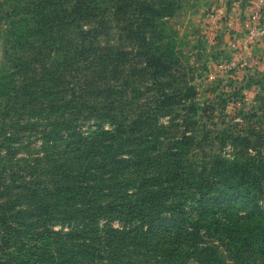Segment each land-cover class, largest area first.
Instances as JSON below:
<instances>
[{
	"label": "trees",
	"instance_id": "trees-1",
	"mask_svg": "<svg viewBox=\"0 0 264 264\" xmlns=\"http://www.w3.org/2000/svg\"><path fill=\"white\" fill-rule=\"evenodd\" d=\"M180 3L26 0L2 13L0 264H264V126L186 128L197 90L164 35Z\"/></svg>",
	"mask_w": 264,
	"mask_h": 264
},
{
	"label": "rangeland",
	"instance_id": "rangeland-1",
	"mask_svg": "<svg viewBox=\"0 0 264 264\" xmlns=\"http://www.w3.org/2000/svg\"><path fill=\"white\" fill-rule=\"evenodd\" d=\"M25 1L0 0V17L4 11L10 12L19 2L22 4ZM218 1L180 0V10L173 17L164 20L166 22L164 35L168 42H175L176 54L181 63L178 74H186L188 80L191 81V85L195 86L197 90L196 100L198 106H200V112L193 119L197 125L195 127L186 126V128L193 134L201 136L202 129L207 127L208 131L212 133L210 138L216 136L214 130L223 133L229 125L233 127L236 123H239L245 130L264 126L263 70L262 73H254L255 70L250 73L248 68L251 66H239L236 70L219 72L218 66L233 57L231 51H220L217 34L214 40L211 39L215 33V30L211 27L216 25L210 22L213 20L212 10H214ZM8 31V22L5 19L0 21V71L8 68V60L4 55ZM237 60L241 62L242 59ZM257 82H260V84H257ZM236 100L238 101L236 102ZM234 102H236L235 106ZM178 113L181 118L185 115L184 110L176 109L175 115ZM249 113L255 114V116L248 118L249 123H247L243 116H250ZM174 118V115H170L162 118L160 122L169 125ZM180 120L179 118L175 119L176 122ZM43 128L44 125L39 126V129L32 135L33 137L26 138V140L32 142L31 150L39 151L43 140V135L40 133ZM238 128L241 130L240 127ZM183 132L184 127L182 126L178 131L175 130L174 134L182 136ZM83 133L88 135V126L83 127ZM251 138L255 141L253 136ZM198 139L201 140L203 137ZM24 152L26 153V151ZM24 152H21L19 156H23ZM222 154L227 158H232L233 149L226 147ZM105 222L103 221V223ZM112 225L121 228V224L118 222H114ZM186 264L198 263L192 260Z\"/></svg>",
	"mask_w": 264,
	"mask_h": 264
},
{
	"label": "crops",
	"instance_id": "crops-1",
	"mask_svg": "<svg viewBox=\"0 0 264 264\" xmlns=\"http://www.w3.org/2000/svg\"><path fill=\"white\" fill-rule=\"evenodd\" d=\"M235 5L236 0L234 2L233 0H219L214 10H212L213 20L210 21L213 25L216 24L211 29L215 30V36L218 35V48L220 51H231L233 58L239 56L242 52L244 36L251 15L249 0L243 2L239 12L234 9ZM243 57L249 63L254 59L264 60V40L256 44L250 52H244ZM254 70V73L262 70L264 72V66L257 69L248 68L250 73Z\"/></svg>",
	"mask_w": 264,
	"mask_h": 264
},
{
	"label": "built area",
	"instance_id": "built-area-1",
	"mask_svg": "<svg viewBox=\"0 0 264 264\" xmlns=\"http://www.w3.org/2000/svg\"><path fill=\"white\" fill-rule=\"evenodd\" d=\"M245 0H237L235 9L237 12L241 10V4ZM251 6V15L249 17V22L247 24V30L244 36L242 52L239 56L231 58L225 62H222L219 66V72H227L236 70L239 66H251L255 69L264 66V61L262 59H254L249 63L244 59L243 53L250 52L253 46L264 40V0H249ZM215 39V35L211 37ZM237 59H242L238 62Z\"/></svg>",
	"mask_w": 264,
	"mask_h": 264
}]
</instances>
